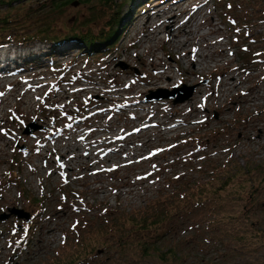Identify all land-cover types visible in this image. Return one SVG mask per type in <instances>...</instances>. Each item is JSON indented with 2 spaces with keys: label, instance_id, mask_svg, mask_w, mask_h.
Masks as SVG:
<instances>
[{
  "label": "rangeland",
  "instance_id": "obj_1",
  "mask_svg": "<svg viewBox=\"0 0 264 264\" xmlns=\"http://www.w3.org/2000/svg\"><path fill=\"white\" fill-rule=\"evenodd\" d=\"M68 1L61 0L58 13L40 9L46 0H31L30 26L51 22L62 32L68 21L65 28L97 33L115 29L122 17L119 40L109 41L114 48L99 57L85 56L79 41L59 44L51 65L45 61L49 40L0 49V215L10 216L12 208L33 215L36 207L24 226L26 233L34 232L29 245L19 244L24 222L14 216L0 220V264H64L78 242L89 237L96 247L90 264H264V0H189L191 7L204 5L193 16L202 15L203 29L211 32L209 42L195 48L214 55L198 69L200 77L179 73L176 61L180 67L192 65L165 42L163 51L153 48L155 58L134 42L135 18L151 0H118L112 9L101 0ZM155 1L176 11L184 5V0ZM0 12L18 18L24 8L3 6ZM16 22L9 24L12 33ZM160 35L162 41L164 32ZM8 55L11 60L3 61ZM150 58L155 66L169 63L174 82L168 84L164 75L160 83L144 84L154 72ZM15 60L20 61L16 68L10 66ZM23 60L28 61L23 65ZM224 78L234 79V85H223ZM130 79L142 89L136 98L143 108L121 105L134 95L117 82ZM85 85L89 89L81 88ZM183 85L194 87L185 101L193 98L200 103L196 108L168 98L149 100ZM100 101L106 106L96 105ZM27 128L32 129L28 135L23 133ZM73 141L99 149L91 165L84 156L78 168L62 165V143ZM238 178L244 179L243 187L236 183L230 191L227 186L214 191ZM192 184H204L210 196L201 206L189 200L191 194L199 196ZM157 203L175 214L143 251L137 247L142 238L130 230L135 225L126 217L135 219ZM121 233L127 238L123 253ZM22 248L24 255H14Z\"/></svg>",
  "mask_w": 264,
  "mask_h": 264
},
{
  "label": "trees",
  "instance_id": "obj_2",
  "mask_svg": "<svg viewBox=\"0 0 264 264\" xmlns=\"http://www.w3.org/2000/svg\"><path fill=\"white\" fill-rule=\"evenodd\" d=\"M68 1V0H66ZM88 0H78V2L80 3H85ZM118 0H101V4L103 6H105L106 8H113L116 5V2ZM134 0H132L133 2ZM31 0H0V9H2V7L4 6L6 9H12L13 7L17 8V9H23L24 8V12L21 14V16H19L18 18H14L12 13H6V12H0V45H3L4 42L7 43H18V44H25L27 41H31V40H35V39H39V41H46L49 40L51 43L50 46V51L47 52V54H45V56H47L45 61H48V63L51 65L52 62H56V57H57V53L59 52L57 45H61L63 46L64 44H67V42H81L82 43V47H83V51L85 52V55H93V56H100V54L102 52H106V51H110V49L114 48V46L112 44L109 43V41H111L112 39L114 40V42L117 40H119V28H117L119 26V23H121V20L123 21L122 17L118 18V22L116 21L117 24L114 23L113 26H115V29H112L111 27L108 29L109 31L106 30H98L97 33H91L90 30H88L86 33H83L80 31V29L78 28L77 30L75 29H71L70 27H66L68 21L65 22L66 25L61 26L62 27V32H60L57 28L60 27H56V29H54V27L52 26L53 24L45 22L43 25L42 24H35V26H30V17L32 15V13L35 12L31 10ZM75 1H68V4H74ZM122 3V2H121ZM61 5H63V2H61V0H46V2H44V4L42 3L40 5V9H45L46 7H48V10H52V11H56V12H60L61 9ZM17 6V7H16ZM92 10V9H91ZM95 15L92 14V17H94ZM91 18V16L89 18H87V20H89ZM86 20V22H87ZM13 21H17L16 23L18 25L15 26L13 33L10 32L9 30V24L13 23ZM87 23L84 22H80L81 27H84ZM3 29H7L4 30L2 33ZM107 32V33H106ZM7 33V34H5ZM11 33V35L9 34ZM104 34H107L105 36H103ZM115 42L118 43V42ZM110 44V45H109ZM101 47H104L101 49ZM263 50V49H262ZM61 52H64L63 50H61ZM66 54L62 53V56L64 57ZM33 60H35L34 62H38L36 60H39V57H35L33 58ZM264 60V59H263ZM220 131V130H219ZM218 131V133H219ZM201 141L200 139L196 140V144H198L197 142ZM198 148L197 150L201 149L199 144L196 145ZM216 174V173H215ZM214 173L211 175L212 179H215ZM177 177V176H176ZM179 177V176H178ZM210 177V178H211ZM230 177L227 178V180ZM210 181V179H209ZM243 178H238V180H232L231 182L229 181H224L222 183V185L217 186V188H214V191L217 192L218 190H222V188H224V186L226 187V190L230 191L232 190V188H234L236 186V183L238 186L243 187ZM194 189L199 188V190L197 191L199 196L196 197V195L191 194V199H189L190 201H193L194 205H202L204 202H206L207 198H209L210 196H206V190H205V186L204 184H202V186L200 187L199 185L197 186H193V184L191 185ZM196 192V193H197ZM204 193V196L202 197L201 193ZM184 198V197H182ZM33 200V198H31ZM204 201V202H203ZM35 203V201H33ZM33 202H31L33 204ZM43 203V201H41ZM38 207L39 204L35 203ZM215 205L212 206V208H214ZM167 205L164 206V209L166 210ZM211 208V209H212ZM40 214H42V211H39ZM175 214L170 213V215H168V213L166 211H164L161 208V205L159 206L158 203L151 208L149 211L144 212V214L139 215L138 217H135V219L132 216H128L126 217V221L132 222L133 228L131 227L130 230L134 231L136 235H138L139 237L142 238V241H140L139 243H137V247H140V249L143 251L145 250H149V239L151 236H156L157 238H155V241H157L158 237H160V229L163 225V222H165L166 220H168L169 218H171V216ZM168 215V216H167ZM115 222V221H113ZM34 236V232L31 233H25L24 234V239H22L20 241V243H23L25 239H27V242L30 243L32 241V238ZM118 242L120 243V250L121 252H125L126 248L124 246V243H122V241H126L127 238L124 237V234H119L118 235ZM255 236H253L250 241L251 242H255L256 238H254ZM93 240L89 237L87 238L86 242H78L77 248L68 255L67 260L65 261L64 264H90V260H92L93 258V253H95L96 247L94 246L95 244H93ZM259 242L261 243V241L259 240ZM154 243V242H151ZM98 244H101L103 247L106 246V244L99 242ZM151 245V244H150ZM156 248V247H155ZM128 252V250H127ZM139 252V251H138ZM134 255V254H133ZM166 254H162L160 255L161 260L164 259ZM175 256V253L173 254ZM137 256V255H134Z\"/></svg>",
  "mask_w": 264,
  "mask_h": 264
},
{
  "label": "bare ground",
  "instance_id": "obj_3",
  "mask_svg": "<svg viewBox=\"0 0 264 264\" xmlns=\"http://www.w3.org/2000/svg\"><path fill=\"white\" fill-rule=\"evenodd\" d=\"M175 1V0H174ZM183 1V0H181ZM180 1V2H181ZM169 2V1H168ZM189 0H187V3L181 2L180 4L184 3L181 9H174V7H170L167 5V3H161L159 1L154 0L150 3V5L146 8L143 13H140L139 15L136 16V21L134 23V35H135V43L138 44L139 46L143 45V50L142 52L145 55H151L154 58L156 57L155 51L154 50H164L163 45L164 42L168 44L171 48H174L175 54L180 56V59L183 60L185 64L190 63L192 67H180L178 62L176 61L175 69L179 73H184L189 76H201L202 72L198 69H203L206 68L207 66V61L206 59L213 58L214 55L213 53L209 52L206 53L207 50H202L200 52L196 51V47H203L205 46V43L209 42L206 39L207 35H210L211 32L206 31L204 28V18L202 15L200 16H195L198 18H195L193 15L199 11L200 8H202V5H195V6H190V3H188ZM179 5V4H178ZM189 9H192L191 12L188 11ZM185 17L183 18V16ZM204 16V15H203ZM182 17V19H179ZM203 19V20H201ZM207 23V22H206ZM215 28V27H214ZM213 30V29H212ZM217 31V29H216ZM164 32V36L161 39V33ZM211 39V38H210ZM206 40V42H205ZM161 41L160 46H157V43ZM197 43L199 46H197ZM146 44V45H144ZM224 45V44H223ZM155 47V48H154ZM154 48V50H153ZM205 48V47H204ZM221 53L222 55H225V47H221ZM205 53H204V52ZM2 52V51H1ZM216 52V50H215ZM1 57V56H0ZM150 62L154 66V72L147 74V77L143 78V83L153 86L154 84L160 83L163 80L161 78L164 75H167V77L170 78V82L168 84H171L174 82V74L169 63L165 64V66L159 67L155 66V63L153 60L150 58ZM185 64H183L185 66ZM195 65H198L196 67ZM181 75V74H180ZM234 79H228L224 78L223 79V85L227 86H233L232 84ZM3 85L10 84L9 81H1ZM134 80L130 79L129 82H123V81H118L117 84L121 85L125 89H129L132 91V96L133 100L132 101H121V105L124 107H131V108H137V107H145L144 105H137L138 104V99L136 98L139 97L141 94V88H135ZM195 83V82H194ZM168 84H165L168 86ZM239 82L237 83V85ZM163 85V86H165ZM220 85V84H219ZM29 86V85H28ZM90 86H81L82 89L87 90L89 89ZM3 86L0 87V91L2 90ZM197 91L202 92V87H197ZM105 88H103L101 92H105ZM6 92H8L6 90ZM10 94V92H9ZM8 96L5 97L7 99ZM136 98V99H135ZM101 102V103H100ZM97 102L100 104V106H106L107 101H100ZM3 103V102H2ZM184 104H187L188 107L190 108H196L197 106L200 105L197 101L190 99L184 102ZM183 104V105H184ZM148 106V104H146ZM150 105V104H149ZM185 106V105H184ZM90 142H88L89 144ZM82 142L76 143L75 141L73 142H66L62 143V150L63 153H61V158H62V165L64 162H68L70 164L71 168L73 167L78 168L82 163H83V156L85 157V160H87V164L91 165V162L94 161L96 158H92V156L95 157L94 154L99 152V149H93L90 146H83L82 147ZM54 152L57 150V148L53 149ZM76 152H78L76 154ZM105 154V152H104ZM103 154V155H104ZM50 155H46L45 158H47ZM108 160V159H107ZM86 162V161H85ZM84 165V164H83ZM82 165V166H83ZM45 166V165H44ZM42 168V166H41ZM95 189V188H94ZM104 191V190H102ZM52 231V230H51Z\"/></svg>",
  "mask_w": 264,
  "mask_h": 264
},
{
  "label": "water",
  "instance_id": "obj_4",
  "mask_svg": "<svg viewBox=\"0 0 264 264\" xmlns=\"http://www.w3.org/2000/svg\"><path fill=\"white\" fill-rule=\"evenodd\" d=\"M76 3L77 2H75L73 5H76ZM193 91H194V87L193 86L192 87H189L187 85H185V86L183 85L182 87L176 86L173 91H171V92H168L167 91L165 93V95H160L159 93L155 92L157 94H155L154 97L152 99H149V100H154V99L161 100V99L168 98V99H172L173 100V103H175V104L177 102L182 103L188 97H190L192 95ZM31 132H32V129L31 128H27V129L24 130L23 133L26 134V135H28ZM10 212H11V214L12 213L15 214L17 216V218H21V217L23 218V216H24V217H26V220L27 221L29 220L30 215H29V213H27L24 210H20L19 211V210L15 209V208H12V210H10ZM4 217L7 218L8 215L2 214L0 216V219H2Z\"/></svg>",
  "mask_w": 264,
  "mask_h": 264
}]
</instances>
